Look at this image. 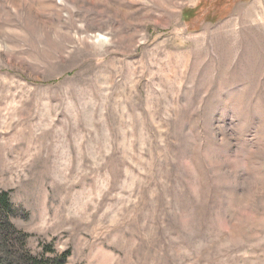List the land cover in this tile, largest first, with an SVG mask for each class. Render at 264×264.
Returning a JSON list of instances; mask_svg holds the SVG:
<instances>
[{"label": "rangeland", "instance_id": "obj_1", "mask_svg": "<svg viewBox=\"0 0 264 264\" xmlns=\"http://www.w3.org/2000/svg\"><path fill=\"white\" fill-rule=\"evenodd\" d=\"M0 193L37 258L264 264V0H0Z\"/></svg>", "mask_w": 264, "mask_h": 264}, {"label": "trees", "instance_id": "obj_2", "mask_svg": "<svg viewBox=\"0 0 264 264\" xmlns=\"http://www.w3.org/2000/svg\"><path fill=\"white\" fill-rule=\"evenodd\" d=\"M11 212V206L8 202L6 193H0V264H62L65 255H61L59 260H49L43 257H34L27 254L21 249H14L13 240L24 242L22 233L17 238L13 228L8 220V215ZM15 235V236H14ZM17 238V239H16ZM51 261V262H50Z\"/></svg>", "mask_w": 264, "mask_h": 264}]
</instances>
